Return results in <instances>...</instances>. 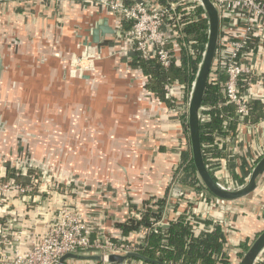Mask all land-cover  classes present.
<instances>
[{"label": "crops", "instance_id": "1", "mask_svg": "<svg viewBox=\"0 0 264 264\" xmlns=\"http://www.w3.org/2000/svg\"><path fill=\"white\" fill-rule=\"evenodd\" d=\"M104 19L116 27L114 15L87 2L0 0L4 66L0 115L9 119L6 129L10 133L1 132L6 138L2 142L0 137V148L15 142L20 127L14 123L19 118H26L25 128L30 131L47 127L48 133H59L58 139L40 134L36 141L29 140L30 146L36 151L38 147H60V173L77 179L79 192L73 204L80 207L79 213L96 231L95 237L122 235L116 225L130 220L132 211L149 199L167 197L171 201L184 137L189 142L177 113L143 90L123 38L115 35L108 47H92L98 57L88 78L71 76L72 56L84 52L87 39L91 41L90 30ZM34 94L37 98L31 103ZM16 100L23 107L13 109ZM4 101L11 107H3ZM240 132V141L227 160L234 174L246 178L257 155L264 151V124L241 127ZM33 155L37 157L35 152ZM2 158L0 155V161ZM8 158L6 162H15ZM177 180L182 190H192L182 179ZM263 185L264 181L256 193L235 202L233 211L225 215L231 227L226 235V240L231 239L230 248L226 245L230 261L235 254L241 257L238 246L246 251L245 246L264 229ZM31 196L34 206L41 204V195L28 193L27 200ZM6 199L9 204L2 207H28L23 198L3 201ZM186 201L168 202L163 217L170 219L178 208H191ZM172 205L174 212L170 213Z\"/></svg>", "mask_w": 264, "mask_h": 264}, {"label": "built area", "instance_id": "2", "mask_svg": "<svg viewBox=\"0 0 264 264\" xmlns=\"http://www.w3.org/2000/svg\"><path fill=\"white\" fill-rule=\"evenodd\" d=\"M67 1L94 4L114 15L116 36L125 40L128 46L125 53L130 57L131 63L138 54L143 60L156 61L167 71L175 65H181L180 56L184 50L191 55L200 54L202 60L207 42L195 48L193 42L185 41V27L194 21L205 22L208 34V16L198 0ZM211 2L219 12L220 37L209 84L219 85L228 104L235 106L239 123L236 130L231 131L226 122L223 128L226 136L217 138L216 144L223 152L221 159H214L210 153H205L206 149L212 147L211 144L203 145V149L208 161L213 163L218 161V164H213L214 166H207L217 185L226 191H236L245 185L251 173L242 178L243 184L236 181L227 160L229 152L234 151L240 141L241 127L253 128L264 124V118L256 124L246 123V118L250 115V104L254 101L264 103V0H211ZM96 57L98 56L88 47H85L82 54L73 55L70 63L71 76L82 79L95 71ZM137 71L143 90L151 92L146 87L149 85L147 78L139 69ZM193 83L187 95L184 87L178 82L166 84L164 87L166 98L174 105L168 107L180 118L186 116V121ZM212 109L216 108L203 107L201 124L210 121V116L204 113ZM232 143H235V146ZM184 150H191L186 137L182 143V151ZM263 155L264 151L257 155L251 172ZM181 164L182 157L175 174ZM12 170L19 180L9 177ZM48 172L49 170L36 160L26 162L17 160L16 163L0 161V264H60L62 257L71 253L98 254L104 258L110 254L140 253L146 244V237L151 232L158 233L165 220L169 223L178 221L182 215L196 233L213 232L216 226H220L225 242L227 241V248H230L231 239L226 240V235L230 233L231 227H225V215L233 211L235 202L213 197L198 176L195 189L182 190V198L189 202L185 203L196 204V207L188 208L186 211H179L178 208L170 219L166 214L167 217L154 223L151 228L141 229L129 236L119 234L95 237L96 231L83 220L79 213L80 207L73 204V199L79 192L77 179L63 173L50 175ZM183 173H180L181 176ZM178 183L176 180L173 185ZM28 193L41 195V204L38 202L39 205L34 206L32 196L27 200ZM3 198H23L28 207H18L20 210L17 207H2L3 204H9V201L7 199L3 201ZM173 207L175 206L172 205V209L168 207L170 213L174 212ZM143 208V205L135 208L130 219L142 221ZM205 220H210L213 224L207 225ZM96 250L97 253L92 252ZM237 250L242 252V255L238 258L235 254L236 258L231 261L229 257L230 264H239L243 257L245 251L239 246ZM65 264L83 263L69 261ZM98 264L108 263L103 261ZM125 264L150 263L133 259Z\"/></svg>", "mask_w": 264, "mask_h": 264}, {"label": "trees", "instance_id": "3", "mask_svg": "<svg viewBox=\"0 0 264 264\" xmlns=\"http://www.w3.org/2000/svg\"><path fill=\"white\" fill-rule=\"evenodd\" d=\"M128 28V24L125 25ZM187 43L193 42L195 48L207 42V25L205 22L194 21L185 27ZM181 65L173 66L170 70H164L154 60H143L138 54L134 56L132 66L142 72L147 78L149 85L146 86L154 93L155 97L169 107H174L171 101L166 98L164 87L166 84L178 82L184 87L185 95L191 89L195 75L201 61L200 54L191 55L188 51L181 52ZM204 106L215 107L206 111L205 115L210 116V121L201 124L202 145L211 144L212 147L205 150L210 153L214 159H221L222 150L216 144L217 138H224L226 133L223 131L227 122L228 129L236 130L239 123V117L235 106L228 104L219 85L209 84ZM219 106H221L219 108ZM250 115L246 118V123L256 124L264 118V103L254 101L250 104ZM185 132L187 131L186 116L181 117ZM204 153L207 166L218 164L207 160ZM214 166V165H213ZM184 172L182 183L193 186L197 180V172L193 163L191 150L182 151V164L178 168L174 182L180 178V173ZM211 175L212 172L210 171ZM9 177L19 180L14 171H11ZM236 181L241 184L244 180L237 174H233ZM168 205V199L152 198L143 204V219L138 221L130 219L125 223L117 224L123 236L137 233L141 229H149L152 225L163 219L165 209ZM205 224H213L210 220H205ZM145 246L140 250V254L146 258L158 261L163 264H230L226 249L225 236L220 226H216L213 232L196 233L189 224L186 217L182 215L178 221H171L168 229L159 228L158 233L151 232L145 241ZM247 249L248 246H245ZM264 264V262L260 263Z\"/></svg>", "mask_w": 264, "mask_h": 264}, {"label": "water", "instance_id": "4", "mask_svg": "<svg viewBox=\"0 0 264 264\" xmlns=\"http://www.w3.org/2000/svg\"><path fill=\"white\" fill-rule=\"evenodd\" d=\"M201 8L208 16V34L207 46L198 67L197 74L193 83L191 92L188 114H187V132L190 142V149L193 158V163L197 175L203 183L206 190L216 198L226 202H237L245 199L256 193L264 181V155L259 159L253 168L249 179L245 185L236 191H226L220 188L213 176L211 175L205 161L204 149L201 140V114L204 107L207 91L209 87V76L216 58L217 47L220 37V20L219 12L211 2V0H198ZM91 41L88 39L85 47L90 50L95 45L99 50L102 47H108L116 35V29L110 25L108 19H104L101 25H98L90 30ZM92 51V50H91ZM4 70L3 59L0 57V77ZM84 78H88V75ZM171 204L176 205L177 199L183 197L182 184H176L171 192ZM196 207V204H194ZM170 223L164 221L163 229H168ZM230 226L225 221V227ZM97 253L98 251H92ZM264 258V229L249 245L244 252L239 264H260ZM138 259L150 264H163L158 261H153L138 252H127L124 255L110 254L105 258L98 254H67L60 260V264H65L69 261L82 262L83 264H98L105 261L108 264H125L129 260Z\"/></svg>", "mask_w": 264, "mask_h": 264}, {"label": "rangeland", "instance_id": "5", "mask_svg": "<svg viewBox=\"0 0 264 264\" xmlns=\"http://www.w3.org/2000/svg\"><path fill=\"white\" fill-rule=\"evenodd\" d=\"M31 97H32L31 103L35 102L36 99H34V97H36V95L35 94L33 96L31 95ZM20 102H21V100H16L15 103L17 106L13 107V109H20L21 107H23L22 105H20ZM2 103H3V107H6V108L11 107V106H8L9 105V104H7L8 101H4ZM10 110H8V111H10ZM36 118L39 122L40 118L38 116ZM25 120H26V118H23V119L19 118L15 121L14 125L20 127L19 131L14 134V139H16V140H14L15 142H12L13 144H11L10 147H8V148L6 147V149L0 148V155L4 156V158H2L1 161L5 162V160L9 159L8 157L14 158L15 163L17 160H19L20 162H21V160L26 162V161L31 160V159H34V160L39 159L38 161H40V160L43 161L41 163V165L49 170L48 174H50V175L51 174L52 175L59 174L60 173V147H52L51 148V146H50L48 149L47 148L45 149L43 147H38L37 151H36V148H31L30 145H32V143H30L29 140L32 139L33 141H36L35 139L37 137H39L40 134L42 136L45 133L46 134L44 137H46V139H47V137L49 139L50 138L58 139V138H60V136H59L60 134L57 132L48 133L46 131L47 127H45L42 131H38V132L30 131V129L25 128V127L28 128V125L25 124ZM1 122L3 125L1 127L2 129H0L1 130L0 131V137L2 139V142H4L6 136L3 134L7 133L6 128L9 125V119H7V116L5 114H4V116L0 115V123ZM7 135H10V133H7ZM187 137H188V135H187ZM34 152H35V155L37 157H35L34 155L32 156V153L34 154ZM183 174L185 175V173H183ZM182 178H183V176L180 175V179H182ZM195 184L193 186L188 185V187L195 189L194 188ZM192 207H194V204L192 205Z\"/></svg>", "mask_w": 264, "mask_h": 264}, {"label": "flooded vegetation", "instance_id": "6", "mask_svg": "<svg viewBox=\"0 0 264 264\" xmlns=\"http://www.w3.org/2000/svg\"><path fill=\"white\" fill-rule=\"evenodd\" d=\"M0 125H1V126H0V128H1V127H2V125H3V124H2V122L0 123ZM31 160H34V159H31ZM35 160H36L37 162H41V163L43 162V161H41V160H40V161H38L39 159H35Z\"/></svg>", "mask_w": 264, "mask_h": 264}]
</instances>
